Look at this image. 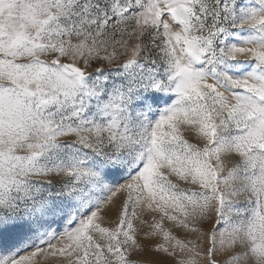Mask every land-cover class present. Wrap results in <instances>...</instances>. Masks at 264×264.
Returning <instances> with one entry per match:
<instances>
[{
  "label": "snow or ice",
  "instance_id": "snow-or-ice-1",
  "mask_svg": "<svg viewBox=\"0 0 264 264\" xmlns=\"http://www.w3.org/2000/svg\"><path fill=\"white\" fill-rule=\"evenodd\" d=\"M0 264H264V0H0Z\"/></svg>",
  "mask_w": 264,
  "mask_h": 264
}]
</instances>
